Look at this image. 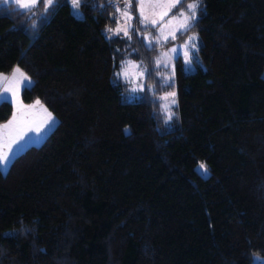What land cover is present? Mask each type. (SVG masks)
Segmentation results:
<instances>
[{
	"label": "trees",
	"instance_id": "trees-1",
	"mask_svg": "<svg viewBox=\"0 0 264 264\" xmlns=\"http://www.w3.org/2000/svg\"><path fill=\"white\" fill-rule=\"evenodd\" d=\"M39 6L0 2V73L17 65L32 79L21 101L56 117L0 171V264L264 257V0H200L183 32L198 38L194 70L175 59L169 122L151 75L126 98L119 62L153 49L142 34L106 36L120 13L107 0L82 3L81 16L70 0ZM11 111L0 101V123Z\"/></svg>",
	"mask_w": 264,
	"mask_h": 264
},
{
	"label": "snow or ice",
	"instance_id": "snow-or-ice-1",
	"mask_svg": "<svg viewBox=\"0 0 264 264\" xmlns=\"http://www.w3.org/2000/svg\"><path fill=\"white\" fill-rule=\"evenodd\" d=\"M3 3H15L20 9H32L36 7L37 4L43 3L44 10L47 13L49 9L53 8L59 0H2ZM71 7L73 12L77 16H81L82 13L79 11L82 3H87V0H70ZM134 0H125L123 4V10L121 11V6H117V11L120 12L122 19L125 21L124 25L121 27L119 24L115 29L109 28L108 32L112 35H119L121 32L124 37H127L128 40L132 39L133 34L141 35L139 29H133L132 26V15L130 9L132 8ZM182 3V0H167L166 3L160 2V0H152L150 6L153 9L159 8L163 9L159 13L153 12L151 16L145 14V0H140L138 4L139 16L138 21L140 24L144 25L145 29L149 27L156 30L157 35H153L151 32L143 33V40L147 41L146 47L149 49H154L157 45L167 44L169 40H176L177 34L187 31L191 26L192 22L197 19V9L200 3V0H192L191 3L187 4V13L185 11H180L178 15H172L171 13L173 8H176L178 4ZM112 37L109 36V39ZM196 39L195 35L189 36L188 39L182 45H173L167 51L160 53L158 57L155 58L156 68H160L162 65L167 68L169 63L174 59L178 58L180 54V49H183V57L185 64H191V55L189 52V47L195 48L196 44L194 43ZM142 63V62H141ZM129 69H139L135 73L138 77L137 87L133 88V91H143L145 88L144 77L146 75L150 76L151 71L148 68H142L141 64H137L131 60L124 61L121 71L117 75L123 76L125 78L129 77ZM159 74V73H158ZM174 77V66L173 73L165 77V83L172 80ZM0 80H3L4 87L3 93H11V100L14 104V111L12 119H10L2 127L3 129H10L15 126L14 135H5L2 143H0V164L4 163L8 157L9 152L13 151V145H18L20 141L25 139L26 134L29 131H35L39 133L41 128L49 124L53 117L51 113L47 112V109L43 108L39 100H36L32 105H23L19 101V90L21 85L28 87L31 83L30 78L22 72L18 67L12 70L11 77L0 74ZM151 90L154 88V85H147ZM171 97L168 104L163 105L165 111H168L169 104H175V92L166 93L165 96L161 99L168 100ZM0 99L7 101L9 98L7 95L0 96ZM39 106L43 112L46 114L44 120H42L38 125L32 126L28 121V117L31 114L30 110ZM166 119H171V113L166 117ZM199 169L203 170V173L207 174V167L203 163L199 165ZM255 261H261V258L256 256L253 257ZM261 264H264V261H261Z\"/></svg>",
	"mask_w": 264,
	"mask_h": 264
},
{
	"label": "rangeland",
	"instance_id": "rangeland-1",
	"mask_svg": "<svg viewBox=\"0 0 264 264\" xmlns=\"http://www.w3.org/2000/svg\"><path fill=\"white\" fill-rule=\"evenodd\" d=\"M0 2L3 3L2 0H0ZM139 2H140V0H134V2H133V4H134V11H133V13H131V15L133 17V19L131 21L132 26H133V29L134 30L135 29H139V31H140L141 34H143L145 32H151L153 35H157L155 29H153L151 27H149L148 29H145L144 25H142V24L139 23V21L137 19L138 16H139V10H138V4H139ZM151 2H152V0H145V5H146L145 6V14L146 15L151 16L153 14V12L159 13L160 11L163 10V9H159V8L153 9L150 6V3ZM160 2L166 3L167 0H160ZM191 2H192V0H187L186 2L182 1V3L178 4L176 8H173L172 9V11L169 14V16L171 17L172 15H178L180 11H185L187 13V4L188 3H191ZM13 5L15 7H17V5L15 3H13ZM22 10H30V9H22ZM39 10L42 11V13L45 12L43 3H40ZM118 16H119V19H118L117 23L115 24V26L112 29H115L118 24L122 27L124 25V23H125V21L122 19L121 15H120V13H119ZM182 33H178L177 34L176 40H174V41L173 40H169L167 44L157 45L153 49V51H151L148 54H143L142 57H141V59H138V60H144V61H136V59H132V58H123L119 62L118 71H117V73H119L121 71V68L123 67V62L124 61H128V60H131V61H133V62H135L137 64H141V67L142 68H148V69L152 70L151 71V79L149 81L150 82L152 81L154 84H157L155 86L157 89L160 86L165 87V90L161 91L158 94H154V96L156 98H158V101H159L160 107H161V112H162L163 118H164V120L166 122H169L170 120H172L173 115L176 113L175 104H169L168 111H165V109L163 108V105L168 104L169 103V100L171 99V97H169L168 100L161 99V97L165 96L166 93L175 92L173 89H168V86L167 85L171 82V80L168 81L167 83H165V77H167L169 75H172V73H173V66H174V63H175V59L176 58H174L169 63V65H168L167 68H165L162 65L158 69L156 68V65H155V58L158 57L161 52L167 51L173 45H177V46L182 45L188 39L189 36H192V35H195L196 36V34H194L192 32H186V33H183V34ZM109 35H112V33H109L107 31L106 32V36L108 37ZM119 35H123V33L121 32ZM142 40H143V36H142ZM143 43H144L145 46L147 45V41L143 40ZM194 43L196 45L198 44V38H197V36H196V39H195ZM192 50H194V49L191 48V47H189V52L192 51ZM179 58L181 59L182 68H183V71L184 72L188 73V72H191V71L194 70V66H193L192 63L191 64H185L184 57H183V49H180ZM17 67H18L17 65H14L10 69V71L8 73H0V74L11 77L12 70L14 68H17ZM20 70L22 72H24L22 69H20ZM137 71H139V69H129V77L128 78H125L123 76L118 75V77H120L122 80L126 81V83H127V86H126V98L128 100L131 99V97L137 96V93L140 92V91H133V88L134 87H137V83H138V77L135 75V73ZM263 76H264V74H263ZM30 81L32 82V79L31 78H30ZM4 83L5 82L3 80H0V96H3V95H7L8 96L9 99L7 101L11 104L12 111H11V114H10L9 118L6 121L1 122L0 123V126H3L10 119H12L13 111H14V107H15L14 104L12 103V100H11V93H3ZM144 84H145V81H144ZM30 85H31V83H30ZM22 88H24V85L23 84L21 85L20 90ZM20 90H19V93H20ZM2 100L3 99H0V101H2ZM36 100H38V99H35V100H33L32 102H29V103H24V102L21 101L20 95H19V101L23 105H25V106L32 105ZM41 105H43V108L44 109H47V107H45L43 103H41ZM30 112H31V114L28 117V121L32 124V126L38 125L46 117V114L43 112V110L39 106H37L36 108L30 110ZM47 112L51 113L48 109H47ZM169 113H171V119H166V117L169 115ZM51 115L53 117V120L49 124H47L43 128H41V131L39 133H37L35 131H29L26 134L25 139L23 141H20L18 143V145H13V151L9 152L8 159L4 163L0 164V171H1V173H4L6 171L8 165H9V162L11 161V159L16 154H18L19 152H21L27 146H30V145H38L44 139V137L48 134V132L56 124V117L52 113H51ZM14 129H15V126H13V128H10V129H3L2 127H0V143H2L3 138H4V136L6 134L9 135V136L14 135ZM200 164H201V162H197L194 165V170L196 171V173L200 177L205 178L209 174L208 169H207V174L205 175L203 173V170L199 169V165ZM256 256L260 257L261 258V261H264V257H261L258 254H252L250 256V262H251V264H261V261H255L254 262L253 257H256Z\"/></svg>",
	"mask_w": 264,
	"mask_h": 264
},
{
	"label": "built area",
	"instance_id": "built-area-1",
	"mask_svg": "<svg viewBox=\"0 0 264 264\" xmlns=\"http://www.w3.org/2000/svg\"><path fill=\"white\" fill-rule=\"evenodd\" d=\"M109 5L114 7L117 10V6H121V11L123 10V4L125 3V0H107Z\"/></svg>",
	"mask_w": 264,
	"mask_h": 264
}]
</instances>
